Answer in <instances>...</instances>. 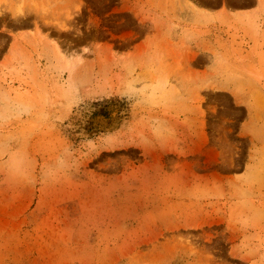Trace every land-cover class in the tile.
<instances>
[{"label": "rangeland", "instance_id": "rangeland-1", "mask_svg": "<svg viewBox=\"0 0 264 264\" xmlns=\"http://www.w3.org/2000/svg\"><path fill=\"white\" fill-rule=\"evenodd\" d=\"M0 264H264V0H0Z\"/></svg>", "mask_w": 264, "mask_h": 264}]
</instances>
